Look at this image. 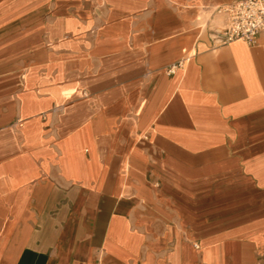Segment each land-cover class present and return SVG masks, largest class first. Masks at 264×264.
I'll use <instances>...</instances> for the list:
<instances>
[{
	"label": "crops",
	"instance_id": "0c3cea01",
	"mask_svg": "<svg viewBox=\"0 0 264 264\" xmlns=\"http://www.w3.org/2000/svg\"><path fill=\"white\" fill-rule=\"evenodd\" d=\"M232 1L0 0V264H264V30L224 42Z\"/></svg>",
	"mask_w": 264,
	"mask_h": 264
},
{
	"label": "built area",
	"instance_id": "2783aa9c",
	"mask_svg": "<svg viewBox=\"0 0 264 264\" xmlns=\"http://www.w3.org/2000/svg\"><path fill=\"white\" fill-rule=\"evenodd\" d=\"M225 16L222 29L223 41L236 39L253 44L256 35L264 30V0H235L217 8ZM183 65V60L169 66L167 74H172Z\"/></svg>",
	"mask_w": 264,
	"mask_h": 264
}]
</instances>
